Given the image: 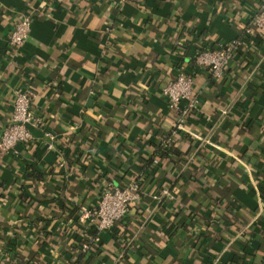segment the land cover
<instances>
[{
	"label": "crops",
	"instance_id": "crops-1",
	"mask_svg": "<svg viewBox=\"0 0 264 264\" xmlns=\"http://www.w3.org/2000/svg\"><path fill=\"white\" fill-rule=\"evenodd\" d=\"M260 1L0 0V129L21 88L41 121L32 141L0 153V264L264 260V42L235 59L240 74L193 66L201 48L240 36ZM23 12L28 36L10 47ZM184 70L199 110L183 125L199 139L174 128L181 113L161 93ZM171 143L178 154L143 172ZM143 173L139 201L81 251V209L105 182Z\"/></svg>",
	"mask_w": 264,
	"mask_h": 264
},
{
	"label": "built area",
	"instance_id": "built-area-1",
	"mask_svg": "<svg viewBox=\"0 0 264 264\" xmlns=\"http://www.w3.org/2000/svg\"><path fill=\"white\" fill-rule=\"evenodd\" d=\"M114 1L124 3L137 0ZM32 20L33 16L30 12H23L14 19L13 27L8 34L10 47H18L25 41ZM257 38L264 42V0L260 1L240 36L231 40L216 39L210 46H205L194 56L193 66L205 69L213 79H222L231 62L238 56L237 53L248 48L256 49L254 40ZM194 89L195 72L184 70L165 83L161 88V93L168 106L181 113L179 121L172 123L174 128L183 129L199 139L200 136L196 132L188 130L183 125L187 117L199 110V97ZM32 96L33 92L30 88L13 91L11 113L0 129V153L8 152L19 143H28L33 140L30 129L32 126H39L41 121L31 110ZM181 102L184 104L181 105ZM44 135L47 137L46 147L53 149L54 135L50 132H45ZM153 163H158V160L154 159ZM141 192L139 183L134 178L122 184L105 182L97 202L88 208L81 209L82 222L86 226L84 233L82 231L84 238L80 242L81 251H90L92 246L98 242L102 231L111 229L117 221L123 219L129 208L139 201ZM163 193L168 194L166 190H163ZM259 264H264V262Z\"/></svg>",
	"mask_w": 264,
	"mask_h": 264
},
{
	"label": "trees",
	"instance_id": "trees-1",
	"mask_svg": "<svg viewBox=\"0 0 264 264\" xmlns=\"http://www.w3.org/2000/svg\"><path fill=\"white\" fill-rule=\"evenodd\" d=\"M254 42L256 43V44H255L256 48L259 49V48H258V45L262 42V39L257 38L256 40H254ZM201 49H202V48H201ZM201 49H200V50H201ZM200 50H199V51H200ZM254 50H255V48H254V49H250V48H248V49H246V50H244V51H241V52L237 53V55H238V56L247 55V54H250V52H251V51H254ZM199 51H198V52H199ZM238 56H237L236 58H234V60L231 62L229 68H228L227 71H226V75H227L228 72H230V70H232V68L234 67L235 59H237ZM233 69H234V72H235L237 68H233ZM236 72H237V74H240L241 71H236ZM230 75H231V73H230ZM172 79H173V78L167 79L165 83H167L168 81H170V80H172ZM165 83H164V84H165ZM94 129H95V130H94L95 133H96L97 131L102 130V128H101L100 125H98V124H97V125H94ZM97 134H98V132H97ZM169 151H170L173 155H177V154H178V151H176V149L173 147L172 143L169 144V145H167V146H165V147H162V145H156V147L154 148V151H153L151 157H149V158H147V159L145 160V163H144V167H145V169H144L143 172H145L146 169H147V170H150L151 174H154V173L160 168V166H161V165H159V162L156 163V164H154V163H153L154 159H157V157H159V159H161V160H163V159H167V158H168L167 153H168ZM161 162H162V161H161ZM161 162H160V164H161ZM151 174L143 173L142 175H139V176L134 177V179H136V180L138 181V183H139L140 191H141V185H142L143 179L145 180V176L147 177V176H150ZM96 202H97V201H96ZM171 228H172V227H171ZM83 255H84V253H82V254L80 255V258L83 257ZM262 261L264 262V260H262ZM262 261H261V262H262Z\"/></svg>",
	"mask_w": 264,
	"mask_h": 264
}]
</instances>
